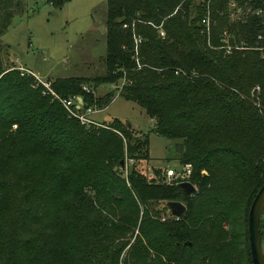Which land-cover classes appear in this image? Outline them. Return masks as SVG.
Here are the masks:
<instances>
[{
	"label": "trees",
	"instance_id": "1",
	"mask_svg": "<svg viewBox=\"0 0 264 264\" xmlns=\"http://www.w3.org/2000/svg\"><path fill=\"white\" fill-rule=\"evenodd\" d=\"M18 4L0 0V35ZM104 34L102 72L54 78L51 90L96 109L114 91L136 103L155 134L175 141L195 192L163 183L159 168H125L146 158V135L117 118L80 125L0 56V264H251L247 211L264 180V0H106ZM104 84L115 89L95 95ZM167 201L184 213L170 216ZM259 229L264 250V216Z\"/></svg>",
	"mask_w": 264,
	"mask_h": 264
},
{
	"label": "rangeland",
	"instance_id": "2",
	"mask_svg": "<svg viewBox=\"0 0 264 264\" xmlns=\"http://www.w3.org/2000/svg\"><path fill=\"white\" fill-rule=\"evenodd\" d=\"M18 3L17 8L11 6L14 11L9 25L0 35V56L5 66L27 68L49 88L50 81L57 77L88 78L102 72L106 0H65L60 6L46 0H18ZM120 84L118 81L117 85ZM42 89L46 90L43 86ZM114 89L115 85L104 84L96 87L94 94L99 96ZM91 117L97 122L117 118L130 125L136 139L143 140L146 135L147 146H140L146 158L125 160V168L134 164L135 169L150 176L153 169L178 165L175 141L155 134L153 121L143 109L116 91L109 103ZM162 206L160 202L153 207Z\"/></svg>",
	"mask_w": 264,
	"mask_h": 264
},
{
	"label": "water",
	"instance_id": "3",
	"mask_svg": "<svg viewBox=\"0 0 264 264\" xmlns=\"http://www.w3.org/2000/svg\"><path fill=\"white\" fill-rule=\"evenodd\" d=\"M80 103V98L77 97ZM120 169L122 161L119 162ZM184 196L192 195L195 192L194 186L190 182H181L177 184ZM165 206L174 218L180 217L184 211L185 206L180 201H167ZM264 215V180L254 194L247 211L246 219V234L248 242V250L251 264H264V250H263V234L259 229L260 218Z\"/></svg>",
	"mask_w": 264,
	"mask_h": 264
},
{
	"label": "built area",
	"instance_id": "4",
	"mask_svg": "<svg viewBox=\"0 0 264 264\" xmlns=\"http://www.w3.org/2000/svg\"><path fill=\"white\" fill-rule=\"evenodd\" d=\"M17 70H19L20 75H30L34 78L35 84L41 85L46 90H42L43 93H49L53 98H56L62 107L65 109L66 113L70 117H74L80 125L85 127L88 126H102L100 122L95 121L91 114L95 113L99 109L94 107H84L81 103L77 101V96H72L68 98H59L52 90L48 87V85L42 82L38 76L31 70L27 68L15 65ZM83 90L88 91V89L83 86ZM126 161H131V159H125ZM191 166L189 163H184L181 165H177L176 167H168L163 172L162 182L167 185H177L181 182H189L188 178L190 176ZM195 188V187H194Z\"/></svg>",
	"mask_w": 264,
	"mask_h": 264
},
{
	"label": "crops",
	"instance_id": "5",
	"mask_svg": "<svg viewBox=\"0 0 264 264\" xmlns=\"http://www.w3.org/2000/svg\"><path fill=\"white\" fill-rule=\"evenodd\" d=\"M151 121H152V119H151Z\"/></svg>",
	"mask_w": 264,
	"mask_h": 264
}]
</instances>
